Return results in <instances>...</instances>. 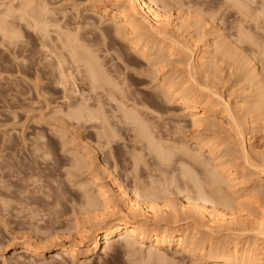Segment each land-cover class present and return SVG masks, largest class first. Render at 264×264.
Returning <instances> with one entry per match:
<instances>
[{"label":"bare ground","instance_id":"6f19581e","mask_svg":"<svg viewBox=\"0 0 264 264\" xmlns=\"http://www.w3.org/2000/svg\"><path fill=\"white\" fill-rule=\"evenodd\" d=\"M53 1L10 0L9 3L5 4L3 2L2 5L0 4V47H25L24 35L32 34L36 36L41 44L40 47H46L51 53L52 57H48L52 58L51 60H53L56 68V72L53 74L54 83L61 89L65 99H71L73 94L79 93L77 75L84 72L81 81L88 82L91 92L99 96L98 91L101 90L107 93L109 98L119 101L117 109L122 111V118L124 117L125 122L132 123L136 137L146 142V145H142L141 140L137 142L142 145L138 144L141 147L139 148L141 153L145 150L149 151L153 155L155 163L159 162L157 163L158 166L163 167V171L166 172L171 166L173 156H177L178 153L186 155L190 149L184 144H180L181 146L178 148H166L164 147L166 144L161 145V143L156 142L150 126L142 119L141 112L136 107L141 104L139 103L141 101H136L133 97L129 98L127 96L128 90L120 88V91H117L123 85L120 82L118 84L117 77H112L105 68L104 61H101L98 51L94 48L96 47V43L94 44L92 41L94 39H90L92 35H89L88 32L84 34L87 31L86 28H91L93 32L94 30H100L106 34L111 31L115 37L117 36L116 38L119 37L120 40L123 39L127 42L125 43L134 52V57L138 58V61L145 62L148 67L147 71L155 73L157 81L159 78L161 79L157 90L159 96L165 102L176 101L181 105L189 114L191 126L196 129V132L197 130L200 131L202 124L207 122L206 114L210 110L214 111L215 108H221V112L226 114L230 128L233 130L232 133H229V137L233 139L235 137L237 150L234 153L231 151L232 153L229 152L231 154H225L228 153V150L221 154L222 156H218L217 152L220 151L223 143L225 145V140H221V144L214 146L213 137L201 138L197 142L198 153L208 152L209 159L206 162L199 163L201 159L200 161L197 160V158H200L198 155L197 157H195L196 155L190 157L191 162L195 165L198 164L202 169L195 165L186 166L184 161H181V169H178V171L180 170L179 175L181 180L183 179L182 181L185 182L183 185L187 187L186 185L190 184L189 188L192 190H187L191 192L188 193L187 191L183 192L182 187H180L181 189L176 187L177 191L181 190L182 193L186 194L184 199L187 200V205H181L180 210L173 208L172 210L170 205L165 203L171 196L170 191H167L169 189L166 188L163 191L164 188L161 192H157L156 188L153 189L155 187L154 182H151L152 185L150 184L154 186L152 188L147 185L148 183L146 184L144 179L142 180L139 177L135 179V182L133 181L135 183L134 191H128L129 189H126L115 174L114 171L116 170H110L106 163L99 162L95 156L93 158L89 157L91 152L95 153L98 148L88 147L87 149L90 151L85 154L86 156L77 160L76 167L81 169V166H86V169L91 172V182L95 186L94 192L84 187V202L81 205L82 212L86 214L85 221L91 223L92 227L90 226V230H82L84 227H80L77 222V227H74L76 230L74 240L70 237L73 242L68 241V244L62 245L58 250L56 248L52 258L56 261H63L66 256H76L79 247L87 246L86 257L95 260L98 258L96 256L98 251H102L101 255H104L113 246L131 248L135 245H142L148 246L152 253L158 255L162 249H175L203 264H264V203L258 206L260 209H257L260 213L257 216L252 217L253 214H251L245 218L242 215L244 209L241 202L243 200H232L230 196L229 198L225 195L226 193L223 194L224 184L226 188L231 190L235 187V184L238 185L239 181H243L242 174L244 172L242 174L240 172L243 167L261 175L258 180L259 184L255 185L256 187L252 190L251 196L264 195V151L261 152L259 147L251 145V134L253 135V133L259 131L264 137V44L262 47H257L258 50L255 47L253 48L257 51V53L252 51L253 55L259 53L261 56L258 57L260 60L257 58L258 62H255L256 60L250 57V54H246L243 47L238 46L242 38L251 40L247 34L242 32V28L239 30V37L242 38L235 41L227 37V34L226 36L222 34L215 37L220 31L218 30L219 27L211 28L212 31L205 32L206 34L202 32L206 41L203 42L202 39L201 41L204 44H200L201 41L198 38L200 34L198 32H194L198 33L197 36L195 35L196 37L191 34L192 31H187L186 35L184 32L180 33V25L175 23L176 20L172 21L170 15H168V10L171 7L170 4V6L168 5L169 2L167 3L169 0H74L76 4L74 2L75 5L72 9H76L75 14L71 11L69 13L64 8L63 11L59 12L61 13L60 16L54 9H49ZM227 1L239 10L242 17L248 19L251 15L254 16L251 14L253 10L251 4L256 0ZM257 1L259 7L255 8L254 12H256L257 17L260 15L264 17V0ZM78 3H91L93 9L85 15L93 16L91 18L95 16L98 20L84 21L86 18H84V10L79 8L81 5ZM97 6L101 8L98 10ZM189 8V12L187 11L188 20L192 15V10ZM216 12L218 13V11ZM195 16L194 14V18ZM201 18L194 20V23L201 26V29H206L210 22ZM100 25L103 27H100ZM93 32L91 31V34H94ZM176 57L183 58L179 62L185 66L184 71L187 78L185 81L177 82L170 77L161 75V72L164 71V64ZM221 65H225L231 74L241 72L243 76L241 78H244V81L248 82L253 89L256 88L255 93L258 94L253 92L256 95L255 101L251 103L246 101L249 99H246V102H243L245 106L239 105L240 108L237 103L233 105V102H230L231 100L229 101L228 98L226 99L223 96L218 85L221 80L215 76L218 68L222 70L223 66ZM240 83L246 84L244 82ZM250 86L249 89L252 90ZM73 87H76L77 90H74ZM243 91L245 92V89ZM250 99L253 100L254 98ZM130 101L133 102V106H129L128 102ZM90 109L83 105L81 108H77L76 113L67 116L78 122L85 121L90 124L100 122L103 125H101L102 128H106V130L103 133L101 130L100 133L102 134L98 133L99 137L105 139L104 145H112V141L116 137L115 130L108 132L110 130L107 131V127H104L105 120L98 112L96 113ZM139 156L135 154L132 156V164H134L132 169L135 172L138 170L139 165L137 161H141ZM144 166L146 167V165ZM248 169L245 170L248 171ZM174 178L172 179L176 182L177 178ZM151 179H154L153 176ZM173 180L172 184L174 183ZM156 193L158 195L165 193L164 196L167 194L168 198L164 197V200L165 198L166 200L163 201V196H158ZM161 202L163 204H160ZM179 215L184 217V222L192 221L190 223H193L196 227L183 223V220H179ZM198 226H201L202 229L204 227L210 237L199 240ZM222 233L228 234V236L224 237L225 235ZM32 247L30 242H25L22 249H18L17 255L26 254L28 250L33 249ZM158 257L160 258V256Z\"/></svg>","mask_w":264,"mask_h":264},{"label":"rangeland","instance_id":"374dc122","mask_svg":"<svg viewBox=\"0 0 264 264\" xmlns=\"http://www.w3.org/2000/svg\"><path fill=\"white\" fill-rule=\"evenodd\" d=\"M3 2L6 4L10 0H0L1 5ZM74 2L76 4L74 0H54L49 9H54L58 15H61L59 12L63 11L62 9L64 8L69 13L71 11V13L75 14L76 9H72L75 5ZM227 2V0H169L167 1L168 5L170 4L175 9L170 7L168 15H170L172 21L176 20L175 23L180 25V33L184 32L186 35L187 31H192L191 34H194V37L199 33L200 37L198 38L200 41L203 39V42L206 39L202 32L208 33L212 31L211 28L219 27L218 30L220 31L215 37L222 34L226 36L227 34V37L234 41L242 38L239 37V30L242 28V32L247 34L251 40L242 38L243 40L241 39V43H238V46L243 47L244 51H246L245 53L250 54V57L254 58L255 62H258L260 55L259 53L253 55L254 51L257 53L253 48L257 49V47H262L264 44V17L261 15L257 17L256 12H254L255 8L259 7L257 5L258 1L256 0L251 4L253 9L251 14L254 16L251 15L252 17L250 16L248 19L242 17L239 10L233 7L231 2ZM78 4L81 5L79 8L85 11H83L84 15L93 9L91 3ZM97 8L99 10L101 7L97 6ZM188 8L192 10L190 20L187 17ZM194 14L196 15L195 18ZM88 17L89 19H87ZM91 17L93 16L85 15L84 21L98 20L95 16L94 18ZM198 17L209 20L210 23L206 29H201V26H197L194 23L199 19ZM100 27L103 26L100 25ZM86 30L84 34L88 32L89 35H92L90 39H94L92 40L94 44L96 43L94 48L98 51L101 61H104L105 68L112 77H117L118 84L120 82L123 85L117 91H120V88L128 90L127 96L129 98L133 97L136 101H141L139 102L141 104L136 107L141 112L142 119L150 126L156 142L161 143V145L166 144L164 146L166 148H178L184 144L190 151L186 155L178 153L177 156H173L171 166L164 172L163 167L158 166L157 163L159 162L155 163L156 161L153 160V155L149 151L145 150L141 153L139 145H146V142L136 137L134 125L125 122L124 117L122 118V111L117 109L119 101L109 98V95L101 90L98 91L99 96L91 92L88 82L81 81L84 72L77 75L79 93L73 94L71 99H65L61 89L54 83L53 74H55L56 68L53 60H51L52 58L48 57L51 56V53L46 47H40L41 44L36 39V36L32 34L24 35L25 47H0V264H203L175 249H162L158 255L152 253L148 246L142 245H135V247L131 248L113 246L104 255H101L102 251H98L96 254L98 258L95 260H90L86 257L87 246L79 247L76 256H66L63 261H56L52 258L53 253L58 248L68 244V241L73 242V237L75 238L76 235L77 222L80 227H84L82 230H90L92 227L91 223L85 221L86 214L82 212L81 205L84 202V187L92 191L95 186L91 182V172L86 169L87 167L81 166L83 169L76 167L77 160L86 156L85 154L90 151L87 149L88 147L98 148V152H91L89 157L93 158L95 156L99 162L106 163L110 170H116L114 171L116 172L115 174L126 189H129L128 191H134L136 178L144 179L148 186L154 182L153 185L155 187L151 185L150 187H154V190L156 188L157 192H161L164 188L163 191L166 188L169 189L167 190L171 194L169 198L167 194L164 196L165 193L160 195L163 196H161L163 201L168 198L165 203L170 205V209L178 210H180L181 205H187V200L184 199L186 194L182 193L181 190L183 192L192 190L189 188L190 184L186 185L189 189L183 185L185 182L182 181L183 179L181 180L179 175L180 170L178 171V169H181V161H184L186 166H192L195 165L190 160L193 155L200 157L197 158L199 161L201 159L200 162L198 161L199 163L206 162L209 159L208 152L198 153L197 142L206 136L214 138V146L221 144L225 140V145L224 143L222 144L223 146L221 145L224 149L220 147L221 152H217L218 156H222L221 154L228 150V153L225 154H231L237 150L235 137L234 139L229 137V133H232L233 130L230 128L228 117L221 112V108L213 109L215 112L210 110L209 114H206L207 122L203 123L202 129L196 132V129L191 126L189 114L186 113L187 111L181 105L176 101L165 102L159 96V91L157 90L161 79L159 78L157 81L155 73L147 71L148 67L145 62L138 61L139 59L134 57V52L128 47L125 40L121 38L122 41L119 37L116 38L117 36L115 37L111 31L106 34L100 30H94L93 32L91 28H86ZM91 31L94 34H91ZM200 44L204 43L201 41ZM181 59L183 58L176 57L170 61L168 60L164 64V71L161 72V75L170 77L177 82L185 81L187 79L184 71L185 66L179 62ZM177 65L180 67H177ZM260 65L259 63L261 68ZM228 71L224 65L222 70L218 68V72L215 75L221 80L218 85L223 96L226 99L228 98L229 101L231 100L230 102H233V105L237 103L238 106L242 105L243 107L246 101L251 103L255 101L256 95L254 94H258L255 93L256 88L254 87L255 89H253L248 82L244 81V78H241L243 77L241 72L231 74ZM240 82L246 83H242L246 87L244 88ZM247 84L253 91L249 89ZM75 88L73 87L74 90H77ZM244 89L245 92L243 91ZM246 90L248 91L246 92ZM250 98L254 99L251 100ZM124 101L126 102L127 100L125 99ZM81 104L101 115L106 122L104 127H107V131L110 130L108 132L115 130L116 137L112 141V145H104L105 139L99 137V134L106 130V128H102L103 125L100 122L93 124L85 121L78 122L67 116L76 113L77 108L79 109L83 106ZM128 104L133 106L132 101L128 102ZM209 128L214 130L212 131ZM101 130L102 133H100ZM258 132L253 133L254 136L251 134V145L259 147L262 152L264 151V137L262 133ZM139 140L142 141L141 144L137 143ZM134 154L136 156L140 155L139 158L141 159V161H137L139 163V165L137 163V173L132 169L134 165L132 164V156ZM195 166L202 169L198 164ZM245 169L248 168L242 167L240 169L241 174L245 173L242 174L243 181H239L240 184H235V187L231 190L226 188L224 184V189H228L229 192L223 189V194L226 193L225 195L230 196L231 198H229L232 200H243L241 202L244 209L242 215L246 218L248 215L253 214L251 216L254 217L260 213L258 206L264 203V195L251 196L252 190L256 187L255 185L259 184L258 180L261 175L259 173L255 174L250 169L248 171ZM152 176L155 180L151 179ZM172 178L177 181L175 180L176 182H174ZM178 178L182 182H179ZM172 180L173 184L171 183ZM176 187L178 189L182 187V189L177 191ZM233 191L235 192L233 193ZM156 194L158 195V193ZM164 197H166L165 200ZM162 202L160 204L164 203ZM179 216V220H183V223L196 227L193 223H190L192 221H188L189 223L184 222V217L182 215ZM197 230L200 232V235H198L199 240L210 237L204 227L202 229L201 226H198ZM223 235H225L224 237L228 236L225 233ZM25 242H30L33 249L28 250L22 256H18L17 253L22 249Z\"/></svg>","mask_w":264,"mask_h":264}]
</instances>
